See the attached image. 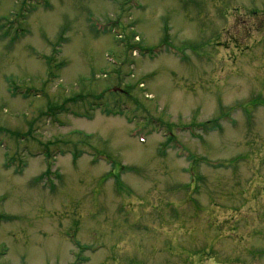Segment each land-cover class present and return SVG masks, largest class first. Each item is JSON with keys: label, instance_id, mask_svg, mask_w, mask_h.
I'll return each mask as SVG.
<instances>
[{"label": "rangeland", "instance_id": "obj_1", "mask_svg": "<svg viewBox=\"0 0 264 264\" xmlns=\"http://www.w3.org/2000/svg\"><path fill=\"white\" fill-rule=\"evenodd\" d=\"M9 20L0 264H264V0H0Z\"/></svg>", "mask_w": 264, "mask_h": 264}, {"label": "trees", "instance_id": "obj_2", "mask_svg": "<svg viewBox=\"0 0 264 264\" xmlns=\"http://www.w3.org/2000/svg\"><path fill=\"white\" fill-rule=\"evenodd\" d=\"M24 19V18H23ZM17 21L16 20H9V21H7V22H5V23H3V24H0V28L1 29H4V28H7V27H9L10 25L11 26H14V24L16 23ZM13 23V24H12ZM18 35V34H17ZM16 35V36H17ZM48 59V58H47ZM48 64L50 65V63H49V59H48ZM19 90L17 89V88H15V92L13 93V95H16V93L18 92ZM30 92H32V91H30ZM21 93V92H20ZM123 93H126V90H124V89H121V90H117V92H116V94L114 93V95H122ZM36 94H37V92H36ZM26 95H27V92H26ZM95 97V96H94ZM68 103V102H67ZM114 103H118V101H114ZM114 103H112V104H110L109 102H104V101H102V102H100L98 105H100V106H102V104H103V106H102V108L104 109V112L105 113H107V114H109V115H120V114H122V112H121V110H119V111H116V110H118V108L117 107H115V105H114ZM64 106V105H63ZM61 107V109H63L64 107ZM55 108H58V107H55V106H53V107H50V109H51V111H52V115H54L56 112H54L53 110L55 109ZM117 108V109H116ZM208 124H211V121H207V122H204V123H202V124H199L198 125V127H200V128H203L204 126L206 127V130L207 131H209L210 130V128L207 126ZM209 128V129H208ZM204 131V130H203ZM206 131V132H207Z\"/></svg>", "mask_w": 264, "mask_h": 264}]
</instances>
